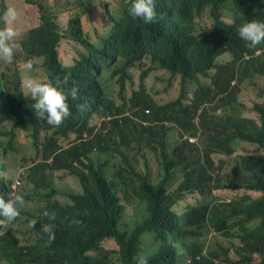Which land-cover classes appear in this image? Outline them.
<instances>
[{
    "label": "trees",
    "instance_id": "16d2710c",
    "mask_svg": "<svg viewBox=\"0 0 264 264\" xmlns=\"http://www.w3.org/2000/svg\"><path fill=\"white\" fill-rule=\"evenodd\" d=\"M0 1L3 18L7 5ZM23 1L36 8L38 24L13 38L12 62L0 63V127H12L0 135H11L6 154L14 150L13 128L21 126L37 156L18 189L5 181L0 159V195L20 194L23 206L33 203L36 210L26 216L24 243L14 226L0 224V264H140L141 258L147 264H264V104L238 103L243 83L264 75V42L251 47L238 34L243 23L264 22V0H154L150 24L129 14L133 0L115 6L57 0L61 8L50 0ZM63 39L76 46L73 63L60 58ZM147 56L181 76L174 100H161V91L151 92L143 81L129 90V69ZM27 77L78 89V98L69 95L71 115L62 127L35 114ZM172 129L181 139L170 151ZM237 141L257 151L241 156L233 178L209 177L212 154H233ZM144 150L161 161L158 182L129 160ZM102 153L113 156L116 169L95 156ZM59 173L81 191H61ZM176 175L182 181L172 191ZM219 189L244 192L227 201L212 195ZM196 193L203 200L178 208ZM205 196L212 198L204 202ZM25 215L20 207L14 223ZM44 225H52V238ZM215 233L229 244L213 247ZM110 241L116 248L105 246Z\"/></svg>",
    "mask_w": 264,
    "mask_h": 264
},
{
    "label": "rangeland",
    "instance_id": "374dc122",
    "mask_svg": "<svg viewBox=\"0 0 264 264\" xmlns=\"http://www.w3.org/2000/svg\"><path fill=\"white\" fill-rule=\"evenodd\" d=\"M63 1V0H62ZM110 4L115 6L117 4V0H109ZM7 5V8L12 7L15 9L17 16L15 21L8 26H11L17 34H20L23 30H28L31 27H34L38 24V13L36 8L33 5L24 2L23 0H4L3 2ZM53 8L58 6L62 7L61 4L57 5V0H50ZM2 2L0 1V7ZM97 19V18H95ZM94 19V20H95ZM103 19L100 21V26L102 27ZM6 17L3 15V18L0 17V29L6 26ZM25 33V32H24ZM59 55L64 63H73L77 58L78 54L76 53V46L73 42L67 39H63L59 46ZM43 60L37 59V69L36 74L39 76L38 79L44 78V70L41 66ZM0 63L4 66L6 62L0 59ZM148 73L145 74V72ZM133 77V84L129 85V90L132 87H137L140 82H144L147 88L151 92H155L160 90V94L158 98L161 100H174L177 97L178 90L177 87L179 83H181V76L175 75L169 70H166L160 66L159 63L155 62L151 56H147L142 62H137L134 66L129 69ZM144 78L142 79V76ZM242 91L240 92V97L238 103L243 107H246L247 104L252 102L253 100H260L264 104V75L256 74L251 79H247L242 86ZM129 115H132V111H128ZM0 129L4 132H9L12 127L10 125H3ZM54 130V129H52ZM14 132V150L7 151L6 154L4 152V146L7 144V139L11 138V135L5 134L0 135V159L2 161L1 165L3 168L1 169V174L5 178V181L11 182L10 186L12 189H18L23 186V181L26 176V170L32 164L34 159L37 156V152L35 148L32 146L30 132L22 128L21 126H16L13 128ZM42 139L43 136L41 135ZM75 135H71V139H73ZM187 137V136H186ZM181 139L179 138V132L176 129H172L170 132V138L168 140L169 150L171 151L174 145ZM190 140L197 142L200 145H203L205 141L203 139L190 138ZM236 151L231 154H221V153H213L211 156V163L207 168V174L212 178H219V175L228 174L231 178L235 176V174L241 170L243 167L241 156L246 152H255L257 151V146L247 142V141H237L234 144ZM258 152H262L259 149ZM99 158L102 161H108L107 169H116L113 161V156L110 153H102ZM130 162L135 166V168L139 172L149 173L150 177L154 181H159V166L161 161L159 159H155L154 156L150 153L149 150L141 151L138 154H129ZM197 167V166H195ZM161 168V167H160ZM174 168L182 170V165H176ZM173 168V169H174ZM57 178V185L61 191H69V192H79L81 191V186L70 176L65 173H59ZM182 181L181 175H176L172 180L171 186H168V189L175 191L177 190L180 182ZM235 181V180H232ZM244 190H229V189H219L214 190L212 195L229 200L238 195H242ZM59 194H64L58 192ZM17 194V193H16ZM212 196H208L204 202L211 199ZM203 200V197L199 194H193L188 196L186 199L179 200L178 208L180 210H185L186 205L196 203L197 201ZM26 215L21 223L16 225L14 221L5 222L6 228H11L14 226L21 237L22 243L28 240V228L25 225L26 216L28 214L34 213L36 210V206L33 203L26 204V206H21ZM225 208H221L224 210ZM133 213V207H127V217L131 216ZM219 243L229 244V241L221 235H213L211 238L210 244L217 248ZM107 248H116L114 242L105 243ZM257 260V259H256Z\"/></svg>",
    "mask_w": 264,
    "mask_h": 264
},
{
    "label": "clouds",
    "instance_id": "9594fccd",
    "mask_svg": "<svg viewBox=\"0 0 264 264\" xmlns=\"http://www.w3.org/2000/svg\"><path fill=\"white\" fill-rule=\"evenodd\" d=\"M129 14L133 19H139L145 24L152 23L156 16L154 0H133ZM4 16L7 23L4 28L0 29V59L11 63L14 45L10 42L17 33L8 25L15 21L17 13L14 8L9 7L4 12ZM238 34L242 40L249 43V46L255 47L264 42V22L251 20L243 23L238 29ZM256 51H259V49H256ZM24 86L28 95L35 101L32 105L35 114L38 117L45 118L50 125H54V129L62 127V122L71 115L68 104L69 95L72 99L78 98V89L72 87L68 92L51 83H43L32 77L25 79ZM23 203L24 198L20 194H9L7 199L0 195V218H3L0 219V224L14 221L19 215V208L23 206ZM44 214L48 215L47 212ZM43 231L49 233V237L52 238V225H44ZM140 264H147V262L141 258Z\"/></svg>",
    "mask_w": 264,
    "mask_h": 264
}]
</instances>
